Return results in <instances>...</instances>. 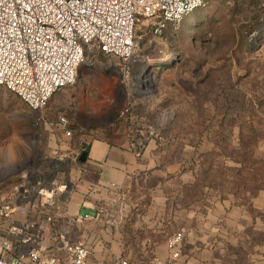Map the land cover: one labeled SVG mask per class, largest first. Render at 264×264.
Here are the masks:
<instances>
[{"label":"rangeland","instance_id":"1","mask_svg":"<svg viewBox=\"0 0 264 264\" xmlns=\"http://www.w3.org/2000/svg\"><path fill=\"white\" fill-rule=\"evenodd\" d=\"M188 19L162 35L153 33L150 20H142L130 64L116 57L98 58L96 66L82 67L76 81L38 113L0 85V156L22 132L39 158L71 156L59 149L62 143L72 144V138L80 135L77 127L93 121L115 134L128 130L148 138L152 132L154 151L195 180L190 197L205 195L217 203L231 201L245 207L261 204L264 4L206 0ZM62 117L73 126L69 141L63 130L53 131ZM56 144L58 148L53 147ZM60 205L48 229L50 243L60 236L69 243H87L94 264H118L121 258L135 264L161 260L157 247L167 244L170 236L137 240L133 224L128 231L121 221L120 208L107 210L98 221L86 217L78 222L62 199ZM140 222L139 235L146 237L147 218ZM129 245L146 252L124 256L119 248Z\"/></svg>","mask_w":264,"mask_h":264},{"label":"built area","instance_id":"2","mask_svg":"<svg viewBox=\"0 0 264 264\" xmlns=\"http://www.w3.org/2000/svg\"><path fill=\"white\" fill-rule=\"evenodd\" d=\"M205 1L0 0V85L38 113L76 81L82 67L96 66L98 58L130 64L142 20H150L153 33L162 35ZM55 126L72 135L67 118ZM136 154L141 156L142 149ZM66 190L67 184L32 167L21 171L7 193L0 191V264H89L86 243H69L63 236L46 243ZM184 238L183 231L173 234L169 257L153 264H181ZM118 264L135 263L121 258Z\"/></svg>","mask_w":264,"mask_h":264},{"label":"crops","instance_id":"3","mask_svg":"<svg viewBox=\"0 0 264 264\" xmlns=\"http://www.w3.org/2000/svg\"><path fill=\"white\" fill-rule=\"evenodd\" d=\"M76 130L80 135L72 138L53 129L63 132L67 141L73 139L72 144L62 143L59 148L71 153L64 159L39 158L30 150L26 132H22L0 156V191L7 193L21 171L36 167L43 175L67 184L60 200L78 222L86 217L98 221L107 210L120 208L121 221L128 231L133 224L139 241H156L159 235L168 238L183 231L181 264H264V194L261 204L256 201L250 207L231 201L217 203V199H206L205 195L190 197L195 180H191L189 171L178 172L163 160L165 155L154 151L151 134L149 139L128 130L115 134L93 121L83 122ZM138 148L142 149L141 156L136 154ZM141 217L149 223L146 237L139 235ZM46 243L53 242L46 239ZM119 249L124 256L146 252L132 245ZM169 254L167 244L158 245L161 260ZM89 264H94L92 255Z\"/></svg>","mask_w":264,"mask_h":264},{"label":"trees","instance_id":"4","mask_svg":"<svg viewBox=\"0 0 264 264\" xmlns=\"http://www.w3.org/2000/svg\"><path fill=\"white\" fill-rule=\"evenodd\" d=\"M190 19H191V18H190ZM190 19H188V18H187V19H186V20H184V21L188 23V22L190 21Z\"/></svg>","mask_w":264,"mask_h":264},{"label":"bare ground","instance_id":"5","mask_svg":"<svg viewBox=\"0 0 264 264\" xmlns=\"http://www.w3.org/2000/svg\"><path fill=\"white\" fill-rule=\"evenodd\" d=\"M144 74H145V73H144ZM143 76H144V75H143ZM143 76H142V77H143Z\"/></svg>","mask_w":264,"mask_h":264}]
</instances>
